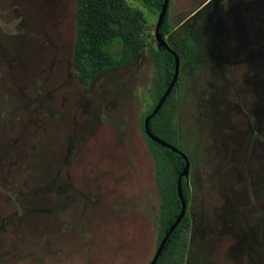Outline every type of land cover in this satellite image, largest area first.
Masks as SVG:
<instances>
[{"label":"rangeland","instance_id":"rangeland-1","mask_svg":"<svg viewBox=\"0 0 264 264\" xmlns=\"http://www.w3.org/2000/svg\"><path fill=\"white\" fill-rule=\"evenodd\" d=\"M211 1L170 0L168 18L183 32ZM125 2L144 15L146 48L83 86L71 64L76 0H0V264L154 256L160 197L143 116L155 97L150 46L159 48L160 11ZM251 5L259 27L264 0ZM259 51L251 64L215 71L191 72L185 62L178 75L179 147L190 160L185 264H264Z\"/></svg>","mask_w":264,"mask_h":264},{"label":"trees","instance_id":"trees-1","mask_svg":"<svg viewBox=\"0 0 264 264\" xmlns=\"http://www.w3.org/2000/svg\"><path fill=\"white\" fill-rule=\"evenodd\" d=\"M139 1L144 6L157 11H160L163 3V0ZM74 20L76 29L71 64L75 78L83 86H88L102 75L132 64L146 48L141 35L146 25L144 15L140 10L130 7L125 0H76ZM174 28L167 11L159 28V34L165 41L169 35L174 41V46L168 45V47L179 57L180 74L186 59L194 64L199 57V51L190 42L188 33ZM150 58L156 69L155 97L143 120L152 112L166 91L174 73V57L170 51L160 46L159 48L150 46ZM179 81L178 77L160 109L150 119L148 129L154 137L180 150L179 129L176 122ZM143 132L154 163L155 181L160 197L158 247L180 213L181 201L177 182L184 170L185 161L179 153L148 138L144 129ZM179 187L186 212L168 237L155 264H185L187 258L192 228L188 211L191 188L187 176L181 177ZM20 219L15 224L18 225Z\"/></svg>","mask_w":264,"mask_h":264},{"label":"flooded vegetation","instance_id":"flooded-vegetation-1","mask_svg":"<svg viewBox=\"0 0 264 264\" xmlns=\"http://www.w3.org/2000/svg\"><path fill=\"white\" fill-rule=\"evenodd\" d=\"M254 2L212 0L206 9L199 11L198 24L184 26L183 32L189 34L190 42L199 51L194 64L186 59L189 71H215L236 64H251L260 55V48L264 55V10L258 14L260 26L251 25L249 18ZM169 41H173L170 35L166 40L170 46Z\"/></svg>","mask_w":264,"mask_h":264},{"label":"water","instance_id":"water-1","mask_svg":"<svg viewBox=\"0 0 264 264\" xmlns=\"http://www.w3.org/2000/svg\"><path fill=\"white\" fill-rule=\"evenodd\" d=\"M168 7H169V0H163V3L161 5V9L159 12V16H158V21H157V25H156V29H155V40L156 42L159 44L160 47L165 48L166 50L170 51V53L173 55L174 57V73L172 76V79L166 89V91L164 92V94L160 97V99L158 100L157 104L155 105L154 109L152 110V112L145 118L144 120V131L145 134L148 136V138L152 139L153 141L157 142L158 144H160L161 146L165 147V148H169L171 149L173 152L179 153L181 155V157L184 159L185 161V167L184 170L182 172V174L178 177V194L180 197V201H181V209H180V213L177 216L176 220L174 221V223L170 226L169 230L167 231V233L165 234V236L163 237V239L160 241L154 256L152 257L151 261L149 264H155L157 261V258L160 256L164 245L168 239V237L170 236L171 232L174 230V228L177 226V224L180 222V220L182 219V217L185 215L186 212V205L185 202L181 196V192H180V179L182 176H187L188 174V170H189V161L187 156L181 152L178 148L172 147L169 144L163 142L162 140L154 137L148 129V123L150 121V119L155 116V114L157 113V111L160 109V107L162 106V104L164 103L165 99L167 98L168 94L170 93V91L172 90L173 86L175 85V83L177 82L178 79V75H179V57L176 54L175 51L171 50L166 41L163 40L159 34V28L165 18V15L168 11Z\"/></svg>","mask_w":264,"mask_h":264}]
</instances>
